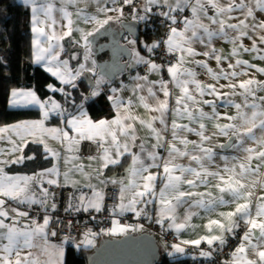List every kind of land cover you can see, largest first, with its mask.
<instances>
[{
	"label": "snow or ice",
	"instance_id": "6c2138e0",
	"mask_svg": "<svg viewBox=\"0 0 264 264\" xmlns=\"http://www.w3.org/2000/svg\"><path fill=\"white\" fill-rule=\"evenodd\" d=\"M77 2L78 0H62V6L57 9L52 0H41L38 6L37 0H24L25 4L32 5L31 30L34 33L32 47L35 62L46 61L47 71L57 77L61 83L71 85L73 88L76 87L74 81L78 76L84 71H91V69H86L84 64H79V68L74 72L69 65V60H60V53L64 51L60 41L70 37L74 31L72 13L67 10L66 5H74ZM94 2L97 4V12L103 14L105 18L100 19L98 16L85 15L84 19L85 22L97 25L95 28L97 32L113 19H119L123 16L125 6L130 7L133 20H145L147 14L153 13L154 6L158 9L154 14L164 18V25L168 29L167 38L145 45V47L151 53L163 44L166 53L172 54V58L176 60V63L168 62L166 71L171 77V82L179 89V95L175 98L174 106L170 108L169 81L163 78L159 81L149 80L147 74L144 76L137 75L134 79L143 83H136L135 90L146 89L147 91V96H138L140 106L150 113H158V115L151 116L147 120L141 119L133 113V101L131 99L124 102L119 97L112 95L108 99L112 101L117 110L115 118L93 122L81 112L79 116H72L67 119L66 126L77 133L76 136H70L68 131H63L60 128H46L44 120L23 121L7 127H0V139H4V134L9 132L14 133L19 139V143H17L16 140L8 137L12 148L8 153L0 149V155L21 153L15 158L0 160V264H63V248L58 245H51L47 241L48 233L46 229L51 217L45 215L42 224L33 219L31 225L25 224L23 227H19L18 218L27 217L28 212L12 208L11 212L15 215L10 218L9 210L5 209L6 199L4 198L22 204L39 203L50 207L52 210L56 209L54 202L48 203L54 194L43 186L45 182L48 185L58 184L57 179L49 178L46 181L44 179L47 176L59 175V171L55 166L46 168L31 176L8 175L3 167L4 165L22 164L25 160H35L36 156L23 154L24 148L30 142L43 145L45 153L58 158L60 153L49 147L45 140L46 135L61 141L62 144H66L69 152L79 150L76 148L79 140L87 139L98 142V147L102 151L100 156L101 167L105 169L109 165L119 164L120 158L126 154L130 155L131 163L127 169V182L112 180V183L121 185L118 209L120 212L134 211L137 216H140L149 204L158 201V219L156 222L163 225L164 221L168 220V226L174 228L177 232L191 227L189 222L192 215H194V213L188 211L182 220L179 219L176 214L179 207L185 203H189L190 208L192 203L203 207L217 203L216 198L206 202L203 199L204 193L182 190V186L187 185L189 189H194L199 186L198 182L204 184L209 177L217 178L220 183H217L215 187L220 193H230L232 202L235 203L233 211L220 214L227 223L221 222V220H209L205 227L210 233L213 229H216L219 234H211L194 240H183L181 244L199 246L202 241H205L210 247L216 242L224 245L226 243L224 234L232 233L234 228L239 227L238 221L243 220L246 231L241 242L231 252V260L228 261V264H264V195L256 196L253 191L258 185L264 190V171H261L264 168V95H257L258 92H264V80L249 77L240 80L238 83L232 82L230 78L249 75L244 68H241L240 71H236V68L255 66L250 65L246 60L236 59L234 64L229 62L227 65L228 69L233 70L226 71L220 65L228 57L221 55L223 49L217 48L213 44L214 38L228 40L232 44L231 53L229 54L231 57H237L240 49H243L244 52L258 51L256 40L252 39L249 32H255L257 29L264 32V0H225L224 3H221L220 0H171V2L170 0H94ZM165 8L166 11L160 10ZM209 8L214 10V15H208ZM185 9H190L191 18L184 16L181 21L183 27L178 29L175 26L178 22V16ZM237 11L240 12L242 19L232 15ZM54 12H59L60 20L66 21V24H61L60 20L53 15ZM81 13L82 10L78 11L76 15L80 16ZM108 13H115L116 15L114 17L108 15ZM257 13L261 14L259 19ZM41 16L44 18L41 19ZM205 20H207V23L204 22ZM232 20L236 22H230ZM167 21H171V23L168 24ZM58 25L60 27L59 31L57 30ZM213 26L216 27L213 28ZM76 30L82 32L84 47L88 48V37L92 36L93 32L83 33V30ZM242 37H248L252 40L250 47H246L241 42ZM259 41L264 44V35H259ZM129 43L135 44V41H129ZM194 44L202 46V50L197 51L193 46ZM177 53H179L178 57ZM133 56L135 63L146 65L147 73L161 71L162 65L151 59H146L139 52L133 50ZM197 56L215 60L218 71H214L213 68L209 67L206 60L196 59ZM261 58L264 59V57ZM71 59H77L76 55L73 54ZM88 59L89 54L86 53L84 60L87 61ZM186 63L205 69L211 79L217 81V83L221 78L228 80L227 85H220L219 87H227L231 91L220 92L216 84H205L196 79L195 69L184 67ZM256 70L264 74V67ZM102 80L103 77L97 80V85ZM156 84H159V91L163 93L164 99H160L153 90ZM190 85H194V88H190ZM49 88H52V86L49 85ZM237 88L241 90L238 93ZM52 90L64 92L63 88H52ZM111 91L117 93L120 89L113 88ZM98 94L97 91L92 93L93 96ZM66 95H70V93ZM205 95L213 96L214 99H204ZM234 95L243 97L241 103H235L229 99L226 101V106L234 107L236 114L231 116L225 114L223 118L229 123H215L214 128L216 131L211 135H206V125L202 121L205 119L216 121L221 119V114L217 111V101ZM11 96L13 106L20 104L21 100L28 104L39 105L41 109H46L48 104V102H41L32 91L13 90ZM149 99L152 103L149 102ZM200 105L210 106L211 113L205 112ZM59 108V104L54 101L51 102V110L55 111ZM244 109H248V111H244ZM169 112L173 113L170 125L172 139L166 140L164 133L169 131V125L165 117ZM43 116L46 120L49 111L44 110ZM185 118L189 123H198V128L177 122L178 119ZM155 121H159L163 128L157 129L154 127ZM137 122L147 128L155 140V143L150 146L151 150L147 151L144 158L139 153L132 152L133 147H139L141 153L145 152L144 142L142 141L139 145L136 143L139 139L136 135ZM230 131L232 136H236L241 141V144H243V139L247 138L253 141L256 146L243 147V151L247 155L230 167L226 164L223 170L226 175H221L219 171H209L203 161L205 159L211 161L214 151L211 147H204V142L211 140L217 134L227 136ZM181 133H194L199 137L200 143L188 140L187 136H182ZM29 137H32L31 141L28 139ZM177 142L183 146V150L177 146ZM220 147H223V145H220ZM161 148L167 152L166 158L161 157L157 151ZM184 157L194 161L199 168L176 163L178 158ZM45 159H47L46 156ZM89 159H95V157L90 156ZM223 159L227 160L226 157ZM145 160L151 163L146 164ZM70 162L69 159L65 160L66 164ZM74 167L77 171L83 173L82 165ZM151 168H162V172H152L150 171ZM96 171L98 177L104 174L99 169ZM63 175L65 182H68L69 172L66 171ZM249 176L252 179L250 182H246ZM158 180L162 186L157 191ZM32 182L39 186L40 195L43 199H34L36 194L31 192ZM101 183H104V181H101ZM87 186L93 188L92 197L86 200L85 196L81 195L79 197L80 207H83L85 211L88 208H94L97 212L101 211L104 200L103 192L96 190L90 184ZM207 195L210 196L211 194L208 193ZM194 197H200V199L190 203L189 198ZM253 197H256L255 202ZM218 200L220 203L225 202L223 195ZM140 204L145 207L137 210V205ZM7 219H11V223H6L5 220ZM110 231L113 234L122 233L127 231V228L121 227L117 221H113V227ZM51 235L55 236L56 232L52 231ZM94 235L91 231L85 233L84 240L81 243L92 245L93 239L90 237ZM38 240L43 243H38ZM253 240H255V243H253ZM181 244H173L171 247L175 252L183 253L185 249ZM76 246L80 247V244ZM33 249H40V254L37 255ZM200 255L210 257L212 251H202ZM41 256H46L47 259L42 261Z\"/></svg>",
	"mask_w": 264,
	"mask_h": 264
},
{
	"label": "crops",
	"instance_id": "0c3cea01",
	"mask_svg": "<svg viewBox=\"0 0 264 264\" xmlns=\"http://www.w3.org/2000/svg\"><path fill=\"white\" fill-rule=\"evenodd\" d=\"M24 2V0H19ZM52 2L54 3L55 7L57 9H59L62 6V0H52ZM171 2V0H170ZM221 3H224L225 0H220ZM41 3V0H37V6ZM29 6L30 8V17H32V5L31 4H26ZM111 6V5H109ZM117 6V5H116ZM67 10L72 13V20H73V29L74 31L72 32V35L70 37H66L64 40L60 41L61 45L63 46L64 51L60 53V60H69V65L70 67L73 69V71L75 72L76 69L79 68V64H84L86 69H91V71H84L80 76L77 77V79L74 81V83H78L79 79H82L83 77H85L86 75L91 76L92 80L94 82V85L92 86V91L90 92V94L88 96L95 97L92 95L93 91H97L99 94L101 93V88L102 85L109 79H107V77L99 74L98 71V65H97V60L101 61L104 60L108 57V54L105 52L103 53H98L99 49L96 50L95 48V44L93 42H95V37H101V32L104 30H108L109 28L113 27V28H120V23L122 21H129V20H133L132 18V13L130 14H123V16H121L119 19H113L112 21H110L108 24H106L103 28H100L99 31H95V28L97 27V25H95L94 23H90V22H85L84 16H98V18L100 19H104V15L101 13L97 12V4L94 2V0H78L77 3L73 4H67L66 5ZM82 10V13L80 16H77L76 13L78 11ZM139 14V13H138ZM143 14V13H140ZM152 13L147 14V18L145 20H137L141 22V32H140V36L138 39H132L129 35H127V39L125 41H123L124 43H128V47L131 51V57L130 58H123V60L125 62H127V70H126V75L127 78L126 80L122 81V84L120 87H117L118 89H120V91H118L117 93H113L111 91V89L116 88V87H111V89L109 90V96L115 95L117 97H119V99L121 101L127 102L129 99H131L133 101V108L132 111L135 115L139 116L141 119H149L151 116H155L158 115V113H150L148 111H146L142 106H140L139 104V100H138V96L139 95H145L147 96V91L146 89L143 90H135V85L136 83H143L142 81H136L134 78L139 75V76H144V75H148L149 80H156L159 81L161 78H163L166 81H169V90L171 93V96L169 98V105L170 108L174 106V101L176 96L179 95V89L175 86L174 83L171 82V77L170 75H168L166 69H164V67L162 66L161 71L156 73H147V67L146 65L143 64H137L135 63L134 60V56H133V50L136 52H139L141 56L145 57L146 59H151L152 61L156 62L157 64H160L159 62L155 61L154 58V53L155 50L151 53H149L147 51V48L145 47V45H150L153 42H158L159 41V34H160V30H158V33H146L148 32L146 30V26H145V22L146 20L151 16ZM54 16H56V18L58 20H60V13L59 12H54L53 13ZM108 15L114 16L115 17V13H108ZM208 15H214V10L209 8L208 11ZM235 17H239V18H243L240 15V12L237 11L235 13L232 14ZM184 16H188L189 18H191V12L190 9H185V11L183 13H180L178 16V21H182ZM261 16L260 13H257V17L259 19V17ZM44 17L41 16V19H43ZM205 23H207V20L204 21ZM230 22H236L235 20H232ZM61 24H66V21L64 20H60ZM178 29H182L183 25L181 23V25L176 26ZM216 26H213V28H215ZM31 28H32V20H31ZM76 29H80L83 30V33H87V32H93L92 36L88 37V48L84 47V42L82 40V32L81 31H77ZM57 30H60L59 25L57 26ZM249 35L252 36V39L256 40V44H257V49L258 51L256 52H244L243 49L239 50V55L237 57H231L229 54L231 53V49H232V44L226 40V39H216L214 38L213 40V44L215 47L223 49V52L221 53V55L227 56L228 59L224 60L221 62L220 67H223L226 71H232L233 69H228L227 65L229 62L231 63H235L236 59H242V60H246L248 61V63L250 65H254L255 67H247V66H241L236 68V71H240L241 68H244V70H246L248 72V76H240L237 78H230V80L232 82L238 83L240 80L243 79H247L249 77H254L257 80H264V74H261L259 72H257V68L260 67H264V59H262L261 57H264V44L260 43L259 41V35H264V32H262L261 30L257 29L255 32H249ZM34 39V33L32 32V40ZM107 39V37H101L100 40L98 42H96L97 44H100L101 42L105 41ZM129 41H135V44H131L129 43ZM241 42L246 46V47H250L252 40L248 39V37H242L241 38ZM197 51H201L202 50V46H200L199 44H194L193 45ZM90 49V52H89ZM33 47H32V55H33ZM89 54V59L87 61L84 60V56L85 54ZM76 55L77 59L73 60L71 59L72 55ZM179 56V53H177V57ZM196 59L200 60H206L209 64V67L213 68L214 71H218L217 68V64L215 62V60H209L206 57H202V56H197ZM33 61L35 65H38L40 67H42L43 69H45L47 71V62L46 61H41L39 63L35 62V58L33 55ZM93 61H95V63H93ZM176 63V62H175ZM184 67L186 68H190V69H195L197 75H196V79L202 81L205 84H216L217 88L220 92H230L231 89L224 87V88H220V85H227L229 83L228 80H224L223 78H221L219 80V82L217 83V81H214L211 79V77L207 74L205 69H201V68H197L195 65L193 64H188L186 63L184 65ZM141 70H144L145 73H142ZM48 73L51 74V72L47 71ZM164 72L167 73V77H164ZM52 75V74H51ZM53 76V75H52ZM60 84L59 89L60 88H65V87H70L71 85H66L61 83V81L53 76ZM103 77L102 82L97 85V80H100V78ZM190 88H194V85H190ZM55 88V87H52ZM57 88V87H56ZM55 88V89H56ZM13 90H17V91H32L36 94L37 98L41 101V102H48V104L46 105V109H41V107L39 105L36 104H28L25 103L23 100H21L20 104L13 106L11 104V100H12V96L11 93ZM10 93L9 96V100H8V107L12 110H33L36 113H38L37 116L35 117H30V118H24L22 120L16 121V122H12V123H7V124H3L0 127H7L13 124H17L23 121H39V120H44V126L46 128H60L63 131H68L70 136H76L77 133H75L74 131H72L70 128H68L66 126V121L67 119L71 118L72 116H79L81 112H83L87 118L91 119L93 122L99 121L101 119L104 120H111L113 118H115V116L117 115V110L116 108L113 106L112 101H110V106L112 108L113 114L111 116H104V117H100V118H95L93 117V115L90 113L87 105L84 102L79 103L78 105L75 106V109H71L68 103H65L62 106V116L57 119V121L55 122L54 117L55 114L53 113V111L51 110V100L49 99H43L40 97V95L38 94V92L34 89V88H17V89H13ZM135 90V92H134ZM153 90L157 93V95L159 96L160 99H164L163 97V93L159 91V84H156L153 87ZM237 93L241 90H239L237 88ZM98 94V95H99ZM257 95H264V92H258ZM198 96V94H197ZM199 98V97H198ZM204 99H208V100H213L214 97L210 96V95H205L203 97ZM232 100L235 103H241L243 97L240 95H234V96H229V97H225L224 99L217 101V111L221 114V119H219L218 121L216 120H208L205 119L202 122L205 123L206 125V135H211L215 130L214 128V124L215 123H229V121H227L226 119H224V115H235L236 114V109L234 107L231 106H226V101L227 100ZM149 102L152 103L151 99H149ZM200 107L203 108V110L207 113H211V107L208 105H200ZM44 110H48L49 111V116L48 118L45 120L44 116H43V111ZM244 111H248V109H244ZM59 112V111H58ZM58 118V117H57ZM166 121L169 125V131L164 133L165 139L166 140H171V131H170V125H171V121L173 119V113L169 112L166 115ZM178 123H182V124H189V127H194V128H198V123H189V121L185 118V119H178L177 120ZM237 123H239V121H237ZM154 127H156L157 129H162L163 126L159 124V121H155L154 122ZM257 134H259L257 132ZM136 135L139 138L136 143L137 145H139L142 141L144 142V147H145V152L141 153L139 147H133L132 148V152L134 153H139L141 155L142 158H144L146 156L147 151L151 150L150 146L152 143H155L154 138L152 137L150 131L139 125V123H136ZM182 136H187V139L190 141H196L197 143H200V139L198 136H196L194 133H181ZM8 137H11L13 140H16L17 143H19V139L15 136L14 133H7L4 134V139H0V149H3L5 153H8L9 150L12 148V144L9 142ZM30 141L32 139V137L28 138ZM45 140L47 142V144L49 145L50 148H52L53 150L57 151L60 153L59 157H54L52 155H50L49 153H45L44 152V148L43 145H38L35 143H29L27 147L24 148V155H34L36 156L35 160H25L24 163L22 164H14V165H18L20 166L21 169L17 170V169H10L13 165H4V171L8 174V175H33L35 173L41 172L46 168H51L53 166H55L58 171H59V175L58 176H47L45 177V181L49 178H53V179H57L58 184L56 185H48L46 182L43 184L44 187L48 188L49 192L54 193V190L58 187V186H65L67 187L73 194V205L76 209L85 211L83 207H80V202H79V197L81 195H84L86 200L92 197V191L93 188L92 187H88L87 185H92L96 190H99L101 192H103L104 194V190L105 187L107 185H113L116 188H118L119 190V194H120V187L121 185L119 183H112V180H116V181H121L124 180L125 182H127V178H128V173H127V169L130 166L131 163V157L130 155L126 154L124 157L120 158V163L117 165H109L108 168H102L101 164L102 161L100 160V156L102 155V151L99 149L98 147V142H94L96 144V152L94 155H91L92 157H95V159H89L90 156H81L79 155V150H73L71 152H69L67 150V145L66 144H62L61 141L56 140V139H52L50 136H45ZM83 141H90L87 139H82L79 140L78 145H76V148L80 149L81 143ZM93 142V141H92ZM220 145H223V147H220ZM107 146V145H106ZM177 146L180 147L183 150V146L180 145L177 142ZM255 147L256 145L253 143V141L248 140L247 138L243 139V144H241V141L239 139H237L236 136H232L231 135V131L229 132V135L225 136V135H215L212 137L211 140L209 141H205L204 142V147H211L213 148L214 151V155L212 157L211 161H208L207 159H205L203 161L205 167L212 172H216L219 171L221 173V175H226L224 173V168L225 165L227 164L229 167L237 162V161H241L243 159V157L245 155H247L244 151H243V147ZM38 149V151H37ZM157 151L159 152L160 156L163 158L167 157V152L164 151L163 148L161 149H157ZM21 153L17 152V153H12V154H8V155H0V160L3 159H12L15 158V156L20 155ZM199 154V153H197ZM45 156L47 157V159H45ZM224 157L227 158V160L223 159ZM69 159L71 162L66 164L65 160ZM41 161H48L47 166L44 167H37L38 163H41ZM145 163H151L148 160H145ZM176 163L185 165V166H192V167H196L199 168V166L194 162V161H190L187 157L184 158H178ZM254 163H256V161H254ZM83 166V173H81L80 171H77L76 168L74 166ZM69 169H71V171H69ZM97 169L101 170L104 174L102 176H97ZM68 171L69 172V180L68 182H65L64 180V173ZM150 171L152 172H157V171H161L162 172V168L161 169H156V168H151ZM261 171H264V168L261 169ZM87 174V175H85ZM187 175V174H186ZM252 179L251 176H249L248 180L246 182H250ZM101 181H104V183H101ZM75 182V183H73ZM217 183H220V181L217 178H213V177H209L208 181L204 184H199L198 187L194 188V189H189V187L187 185H183L182 186V190H191V191H195L198 193H204V197L203 199L207 202L208 200H211L213 198L217 199V203L212 204L208 207H203V206H198L195 205L194 203H192L191 208L189 207V203H185L183 206L179 207L177 209V216L179 217V219H183L184 215L186 214V212L191 211L192 213H194V215H192V218L190 220V225L191 227H187L183 230H181L180 232L176 231V240L175 241H171V242H166L167 245L169 244L170 246L167 247L166 249H164L163 251H161L162 253H167L171 256H179V257H187L190 256L193 253H201L203 251L202 247L208 245L205 241H202L201 244L199 246H195V245H183L181 244V241L183 240H194V239H199L200 237L203 236H207V235H211V234H219V231L216 229H213V231L210 233L208 231V229L205 227V225L208 224L209 220H221V222L227 223V221L224 219V217H222L220 214L221 213H227L229 211H233L235 208V203L232 202V197L230 193H220L219 190L215 187V185ZM162 186L161 182L158 180L157 181V191L159 190V188ZM223 186V185H221ZM253 191L256 193V196H260V195H264V190H262L260 188V186L258 185L255 189H253ZM31 192H35V197L34 199H43V197L40 195V191H39V186L35 183L32 182L31 184ZM208 193H210L211 195H207ZM223 195L224 198V203H220L218 198ZM6 199V204H5V209L9 210V216L10 218L13 217L15 214L11 212L12 208L17 209L18 211H27L28 212V216L27 217H19V223L18 226L19 227H23L25 224L31 225V211L24 206V204L19 203L17 201H12V200H7ZM196 199H200V197H194V198H189L190 203L193 202ZM256 197H253V201L255 202ZM104 201V200H103ZM53 196L49 199L48 203L51 204L53 203ZM120 202V201H119ZM118 202V204H119ZM243 202V201H240ZM117 204V205H118ZM103 205V202H102ZM116 207L112 210V216H113V221H117L119 223V225L121 227H126L127 231L125 232H117L115 234L111 233V229L113 227V222L111 225L107 226L106 228H103L102 230L98 231V232H93L95 235L93 237H90L91 239H93V244L92 245H85L83 243H81L84 240V235H82L81 238L78 239H56L54 236L51 235V230L49 228L46 229V232L48 233L47 235V241L49 244L51 245H58L61 246L64 250V256H63V264H66L67 261V252L69 247H75L76 250H81V249H87V248H93L95 247L102 239L104 238H110V237H122L124 235H127L129 233H140V232H148L149 231V226L152 225L153 223H157L156 220L158 219V201H154L152 204H149L146 208L144 213H142L140 216L136 215V212L134 211H124V212H120V210L118 209V207ZM31 206H38L44 210H52L50 207L45 206L43 204H31ZM145 206L143 204L137 205V210H139L140 208H144ZM94 208H88L87 211H94ZM86 211V212H87ZM128 214H133L137 217L136 221L133 222H123L122 221V217L124 215H128ZM253 214H254V208H253ZM45 215H48L50 217L49 213H46ZM44 215V216H45ZM241 222H243V220H239ZM238 221V222H239ZM6 223H11V219H7L5 220ZM43 219L37 223H41L42 224ZM169 221L165 220L164 224L162 225L165 229H170V227L168 226ZM236 228H234L235 230ZM246 229V226H245ZM233 230V231H234ZM138 231V232H137ZM233 233V232H232ZM232 233H225V238L226 240L231 236ZM160 241V239L163 240L162 237H160L159 235H156ZM164 241V240H163ZM38 243H43L42 241H37ZM6 243V241H5ZM218 243V242H216ZM253 243H255V240H253ZM80 244V247H77L76 245ZM173 244H181L182 247H184L185 251L183 253H177L175 252V250L171 247ZM33 251L39 255L40 254V249H33ZM41 260H45L47 259L46 256H41L40 257ZM231 260V259H230Z\"/></svg>",
	"mask_w": 264,
	"mask_h": 264
},
{
	"label": "trees",
	"instance_id": "16d2710c",
	"mask_svg": "<svg viewBox=\"0 0 264 264\" xmlns=\"http://www.w3.org/2000/svg\"><path fill=\"white\" fill-rule=\"evenodd\" d=\"M31 29L28 5L19 0H0V126L38 115L33 110H12L8 107L10 93L17 88H34L43 99L51 100L54 97L60 105L58 111L61 116L62 106L65 103H68L71 109H75V106L81 102L87 105L95 118L111 116L113 111L109 96L105 94L95 95L92 98L88 96L92 91V86L85 77L78 80L76 87H65L64 92L53 91L49 88L51 85L59 89L60 84L45 69L34 64ZM146 30L148 31L146 33L157 34L159 29L146 27ZM69 93L70 95H66ZM54 118H56L55 122L59 119ZM47 163L48 161H41L37 167L47 166ZM10 169L19 170L21 168L13 165ZM92 249L76 250L75 247H69L66 264H86L87 254ZM188 258L189 256H171L161 252L159 264H186Z\"/></svg>",
	"mask_w": 264,
	"mask_h": 264
},
{
	"label": "built area",
	"instance_id": "2783aa9c",
	"mask_svg": "<svg viewBox=\"0 0 264 264\" xmlns=\"http://www.w3.org/2000/svg\"><path fill=\"white\" fill-rule=\"evenodd\" d=\"M119 5H117L118 7ZM166 11L167 9H160ZM158 9L154 6L153 13L146 20L145 26L148 28H157L160 30L159 41L167 38L168 29L164 25V18L158 17L154 13ZM131 9L129 6L124 7L123 14H130ZM140 14V13H139ZM168 24L171 21H167ZM181 25V21H178L175 26ZM177 55V54H176ZM155 61L161 63L164 69L167 68L168 62L175 63L176 60L172 58V54H168L165 51V46L161 44L156 48L154 53ZM145 73L144 70H141ZM164 77H167V73L164 72ZM126 72L119 74L114 80H107L101 88V93L108 95L111 87H120L122 81L126 80ZM109 96V95H108ZM51 101L57 103V100L52 97ZM58 104V103H57ZM53 111V110H52ZM56 117L60 118L61 114L58 110L53 111ZM96 152V144L92 141H83L79 149V155L91 156ZM53 201L56 204L55 210H44L38 206H31L24 204L31 211V220L35 219L36 222L41 221L46 213L50 214L51 220L49 228L51 231H55L56 239H78L82 234L86 232H94L107 226L113 222L112 210L119 202V190L113 185H107L104 190V201L101 207V211H82L77 210L73 205V194L65 186H58L53 193ZM71 205V207H70ZM123 222H133L137 220V217L133 214L124 215ZM246 229L242 223H239L231 236L226 240L224 245L214 243L210 246H203V251H212L210 257H204L200 253H193L189 256L186 264H228L231 259V252L241 242L242 237ZM149 232L159 235L165 242H171L176 240V231L172 228L165 229L161 224L153 223L149 226Z\"/></svg>",
	"mask_w": 264,
	"mask_h": 264
},
{
	"label": "water",
	"instance_id": "95a60500",
	"mask_svg": "<svg viewBox=\"0 0 264 264\" xmlns=\"http://www.w3.org/2000/svg\"><path fill=\"white\" fill-rule=\"evenodd\" d=\"M141 32V22L137 20L122 21L120 28H109L101 32V37L107 39L97 44L101 37H95V48L98 53H107L104 60H97L99 74L114 80L127 70V62L131 51L128 43H124L129 35L138 39ZM90 86L94 85L91 76H85ZM161 249L158 237L151 232L129 233L122 237L102 239L92 251L87 254L86 264H159Z\"/></svg>",
	"mask_w": 264,
	"mask_h": 264
},
{
	"label": "rangeland",
	"instance_id": "374dc122",
	"mask_svg": "<svg viewBox=\"0 0 264 264\" xmlns=\"http://www.w3.org/2000/svg\"><path fill=\"white\" fill-rule=\"evenodd\" d=\"M159 245H160L161 251H163L164 249H166L167 247L170 246L169 244L167 245V243L165 241H163L162 239H160Z\"/></svg>",
	"mask_w": 264,
	"mask_h": 264
},
{
	"label": "bare ground",
	"instance_id": "6f19581e",
	"mask_svg": "<svg viewBox=\"0 0 264 264\" xmlns=\"http://www.w3.org/2000/svg\"><path fill=\"white\" fill-rule=\"evenodd\" d=\"M241 221H239L238 223H240ZM242 223V225H243V227L245 228V225H244V223L243 222H241ZM206 246H209V245H206Z\"/></svg>",
	"mask_w": 264,
	"mask_h": 264
}]
</instances>
